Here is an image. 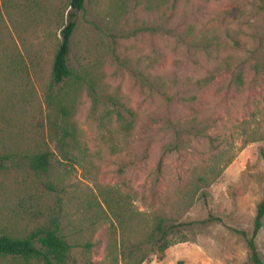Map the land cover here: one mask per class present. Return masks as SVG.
Listing matches in <instances>:
<instances>
[{"label": "rangeland", "instance_id": "374dc122", "mask_svg": "<svg viewBox=\"0 0 264 264\" xmlns=\"http://www.w3.org/2000/svg\"><path fill=\"white\" fill-rule=\"evenodd\" d=\"M68 4L0 0V235L57 218L67 264L249 263L264 196V0H86L69 56L82 79L55 85ZM45 152L46 178L27 165ZM159 222L182 224L167 249L199 245L203 259L162 263Z\"/></svg>", "mask_w": 264, "mask_h": 264}, {"label": "trees", "instance_id": "16d2710c", "mask_svg": "<svg viewBox=\"0 0 264 264\" xmlns=\"http://www.w3.org/2000/svg\"><path fill=\"white\" fill-rule=\"evenodd\" d=\"M85 2L86 0H69L68 10L66 11L67 21L60 30L61 41L52 63V79L55 85L63 84L70 78L76 81L82 79V76L70 67L69 56L71 52L70 41L76 28V17L80 11H83ZM90 93L95 100L97 94L93 85L90 86ZM262 155L264 157V153ZM27 165L34 174L46 178L50 168L49 153L33 155ZM47 187L50 190L55 189L51 184ZM263 217L264 196L257 205L252 235L246 239L249 250V263L247 264H264L255 244V237L263 225ZM179 226H182V224H172L165 228L162 222H159L156 230L158 237L153 241L159 252H163L168 248L170 245L167 240L168 235ZM86 246L88 247L89 244H86ZM70 249L71 245L61 233L57 218H52L48 225L39 227L23 237L0 235V256L21 257L26 261L36 260L40 264H67L70 258ZM88 264L97 263L90 262Z\"/></svg>", "mask_w": 264, "mask_h": 264}, {"label": "crops", "instance_id": "0c3cea01", "mask_svg": "<svg viewBox=\"0 0 264 264\" xmlns=\"http://www.w3.org/2000/svg\"><path fill=\"white\" fill-rule=\"evenodd\" d=\"M187 250V251H185ZM183 253H186V262L185 263H189V258L193 255L196 254L197 258L196 257H191L192 260H196L197 262H199V256L203 259V257L205 256V253H204V250H202L199 245L196 246V247H193V248H186L184 249L182 246H173V247H170L169 249H167L166 251V254L163 258V261L162 263H165L167 261L168 258H170L171 260H173L172 262L173 263H178L179 257H184ZM190 255V257H189ZM192 262V261H191Z\"/></svg>", "mask_w": 264, "mask_h": 264}]
</instances>
